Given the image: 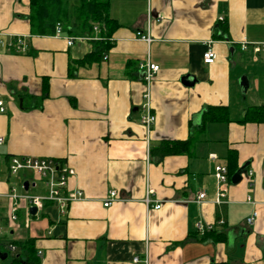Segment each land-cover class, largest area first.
<instances>
[{"label": "crops", "instance_id": "1", "mask_svg": "<svg viewBox=\"0 0 264 264\" xmlns=\"http://www.w3.org/2000/svg\"><path fill=\"white\" fill-rule=\"evenodd\" d=\"M149 9L147 42L136 33L148 31ZM110 14L119 25L109 36L96 24L68 45L55 30L36 33L31 0H0V157L60 159L74 170L68 187L84 193L64 214L51 202L32 214L23 198L11 221V186L19 195L46 188L2 163L0 264L10 263L11 242L29 239L40 264H264V123L241 122L264 105V0H113ZM208 42L213 64L203 61ZM147 62L160 67L150 133L141 123ZM210 106L228 119L200 129ZM189 140L186 151L162 154ZM219 164L234 173L248 165L221 203ZM112 190L118 197L105 206ZM198 221L212 229L199 233Z\"/></svg>", "mask_w": 264, "mask_h": 264}, {"label": "built area", "instance_id": "2", "mask_svg": "<svg viewBox=\"0 0 264 264\" xmlns=\"http://www.w3.org/2000/svg\"><path fill=\"white\" fill-rule=\"evenodd\" d=\"M150 1V0H149ZM151 10L149 9V20H148V31L144 33L142 30L137 31V37L143 39L147 42L152 40V37L149 32V23H151ZM160 18H157L156 21H159ZM55 37H63L67 40L68 45H72L75 40H80L81 36L69 35L66 33L65 26L62 22H57L55 25ZM99 39V38H98ZM21 48L24 49L25 43L19 39L18 40ZM242 48H248V42L244 41L242 43ZM256 50H259V46L254 47ZM216 60V53L212 48V42L207 43V48L203 53V61L205 64H213ZM160 67L157 64L147 62L141 63L139 65V71L141 72L142 78L147 84V89L145 93V103L142 106L141 114V123L145 126L147 133H150L153 129V126L156 122V115L154 114L151 107V98H150V85L154 76L159 71ZM6 111V103L0 94V112ZM5 143V137L0 136V146ZM5 163L6 171L8 175L14 176L18 175L24 171H31L39 175L41 180L44 182L46 192L43 194H25L19 195L14 186L10 187V192L7 194V197L10 198L12 202V212L9 219L15 221L17 219V209L19 201L21 199H26L29 203V207H36L37 210L44 208L47 202L56 204L59 207V210L64 214L72 202L84 198V193L81 190H72L68 187L69 179L74 174V170L65 162L56 158L49 157H33V156H11L7 161H3L0 157V174L2 172L1 164ZM248 174H252V171H249ZM216 179V199L215 202L221 203L223 198L226 196L227 186L230 183L229 170L227 165L219 164L215 166ZM24 188V186H23ZM117 192L112 190L109 195L105 198L104 205L110 206L117 199ZM207 197L205 192H200L197 196V201L202 202ZM147 203H150V200L147 198ZM155 208H160L161 203L154 204ZM257 213L255 212L252 216L247 218L248 224H253ZM29 219L27 218V222ZM195 229L201 234L206 233L212 229V225H205L203 222L198 221L195 224ZM2 232V224L0 220V233ZM8 249L11 252H16L17 246L14 244H9ZM134 262H139L140 259L136 256ZM145 264H149L148 258L144 260Z\"/></svg>", "mask_w": 264, "mask_h": 264}, {"label": "trees", "instance_id": "3", "mask_svg": "<svg viewBox=\"0 0 264 264\" xmlns=\"http://www.w3.org/2000/svg\"><path fill=\"white\" fill-rule=\"evenodd\" d=\"M113 0H31L32 18L36 22L37 34H53L57 22H62L68 34L83 35L91 34L94 25H99L102 34L109 36L119 25L117 20L111 17L110 9ZM66 23V24H65ZM107 47L101 43L96 49ZM223 111V112H220ZM228 116L224 106H210L203 113L200 129H205L208 124L216 120H227ZM254 121L264 123V105L249 107L241 122ZM175 142L166 145L163 155L186 151L189 144ZM229 159L232 155L229 154ZM8 158L6 159V161ZM229 177L234 174L228 164ZM10 244L17 246L16 252H11L9 264H40V259L31 239L24 242L13 241Z\"/></svg>", "mask_w": 264, "mask_h": 264}, {"label": "water", "instance_id": "4", "mask_svg": "<svg viewBox=\"0 0 264 264\" xmlns=\"http://www.w3.org/2000/svg\"><path fill=\"white\" fill-rule=\"evenodd\" d=\"M247 164H244L243 166H241L231 177V182L234 184L239 183L242 178H243V174H247ZM26 189H27V183L25 184ZM31 213L35 214L37 212V208L36 207H31ZM7 257V253H1L0 252V258H6Z\"/></svg>", "mask_w": 264, "mask_h": 264}, {"label": "rangeland", "instance_id": "5", "mask_svg": "<svg viewBox=\"0 0 264 264\" xmlns=\"http://www.w3.org/2000/svg\"><path fill=\"white\" fill-rule=\"evenodd\" d=\"M66 24V23H65ZM35 179L38 181V184H39V186H42V181L40 180V177H39V175L38 174H35ZM20 191H22L21 189H19ZM32 192V191H31ZM7 228H5L4 227V232H3V234H1L0 235V237H4L6 234H7V230H6Z\"/></svg>", "mask_w": 264, "mask_h": 264}]
</instances>
